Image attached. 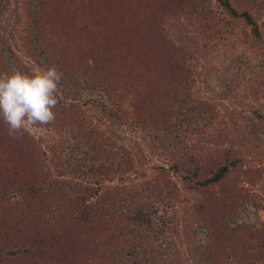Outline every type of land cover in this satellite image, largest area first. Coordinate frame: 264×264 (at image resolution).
I'll return each instance as SVG.
<instances>
[{
    "label": "trees",
    "instance_id": "1",
    "mask_svg": "<svg viewBox=\"0 0 264 264\" xmlns=\"http://www.w3.org/2000/svg\"><path fill=\"white\" fill-rule=\"evenodd\" d=\"M8 1L0 0V15L6 10ZM33 1L27 6L29 16L22 46L29 58H38L39 66L57 64L65 69H62L63 80L58 90L66 101L48 107L24 91V84L23 91H19L21 87H16L11 73L12 61L1 55L0 93L9 97L13 108L30 126L54 127L58 135L69 129L74 143L69 146L56 139L44 151L15 122L9 105L0 102V164L10 162L9 154L13 150H18L21 156L15 164L21 172L0 169V256L3 252V257L9 256L5 264H44L48 257L53 261L51 264H93L94 258L98 260L95 264H183L182 241L186 247L193 244L195 226L207 230L205 247L211 262L226 264L231 259L249 264L258 262L264 256V230L262 233L259 229L240 226L229 229L228 233L224 229L229 208L237 211L250 200L249 191L241 186L244 180L252 187L259 181L264 185L261 181L264 169L245 168L252 155L257 162H262L260 139L253 131L247 130V134L239 131L246 125L235 129V136L224 130L215 132L213 122L219 118L220 111L210 100H194L193 85L189 82L192 72L186 68V62L193 56L184 47H175L165 36L164 24L173 18L166 6L163 7L165 11L154 13L151 4L142 0H90L96 2L95 16L109 18L111 29L119 27L121 31L132 25L140 31L138 36H144L142 43L135 46L133 41L135 48L130 49L129 54L121 53L111 40L96 39L90 30L80 28L75 33L76 39H71L76 40L73 47H64L58 54L52 49L54 55H48V41L56 47L61 46L60 37L54 33L56 19L62 18L69 31L67 13L79 5L73 8L66 5L68 10L64 9L59 17L48 14L39 3L32 4ZM196 3V7H202L203 0H196ZM222 3L235 13L228 1L222 0ZM174 13L178 18L181 10L176 9ZM241 17L252 27V40L259 39V30L252 18L245 12ZM69 35L72 37L73 33ZM262 49L264 72V47ZM129 58L136 62L137 73L131 69ZM99 66L105 70L108 83L89 77L95 72L101 74ZM145 70L149 75L145 86L155 95L148 107L141 106L145 92L138 98L129 96L140 83L136 77ZM120 82L122 85L118 87ZM81 88L104 91L105 97L112 100L111 109L96 100L91 101L92 107L99 109L101 118L109 123H125L127 113L122 104L128 99L147 144L165 161L154 168L152 179L127 182L128 186L107 185L115 179L119 182L131 179L135 161L125 146L119 145L73 103L79 99ZM225 110L234 125L240 113ZM256 117L261 119L260 115ZM210 128L214 131L208 136L209 142L205 141L208 145L196 148L192 137L205 135ZM33 152L37 158H32ZM51 167L57 174L52 175ZM171 177L180 179L182 187ZM186 192L200 195V198L190 207H184L186 213L179 220L182 208L176 211L175 207H181L183 202L189 204ZM158 208L171 212L152 227L150 217ZM188 209L192 211L189 213ZM110 225L118 231L110 230ZM105 227L114 236L112 240L115 238L114 249L109 255L100 245L108 234ZM219 229L228 234L222 238V233L217 236ZM118 237L127 243L121 246ZM90 238L99 240L94 248ZM50 245L57 246L61 255H50Z\"/></svg>",
    "mask_w": 264,
    "mask_h": 264
},
{
    "label": "rangeland",
    "instance_id": "2",
    "mask_svg": "<svg viewBox=\"0 0 264 264\" xmlns=\"http://www.w3.org/2000/svg\"><path fill=\"white\" fill-rule=\"evenodd\" d=\"M29 1L30 0H9L6 10L0 15V36L3 38V41L0 42V55L8 61L11 59L13 64L11 65V73L13 79L16 80L14 82L16 87H21L19 91H23L22 84H24V91L28 94H33L39 102L48 107L56 106L60 102L66 101L60 93V90H58V84L62 83L63 80L62 69H65L57 64L39 66V64L36 63L38 58H29L25 53L26 50L22 46V40L26 34V21L29 16L27 10ZM142 1L143 3L151 4L150 8L155 11L154 13L165 11L163 7L166 6L169 10L170 17L174 18V20L172 18L165 22L163 31L166 34L165 36L170 39L169 41L175 47H184L192 54V60L186 62V68L192 72L189 78V82L193 85L191 93L195 101L210 100L216 104L220 111V116L213 122L215 132L224 130L226 134L235 136V129H240L246 125L245 129L239 131H244V133L246 132L245 134H247V130L257 133L261 142L259 144L260 153H263V156L260 157L262 162H257L258 160L252 155L247 159L245 168L250 166L264 169V72L261 64L263 62L262 47H264V0H224L230 3L235 13H231L227 10L222 0H203L202 7H196V0H191V2L187 0H176L177 3L175 1L169 2V0ZM38 3L42 10H45L52 16L59 17H61L63 10L67 9L66 5L72 6V8L75 5H79L72 9L73 12L70 11L67 13V15H69L67 16V24L69 23L67 29H69V31L66 30L67 25L62 21V18L56 19L54 33L60 37L58 40L61 42V46L56 47L53 43L48 41L46 43L47 49L50 50H47L48 52L46 51L48 55H54L52 49L58 54L64 47H73L72 44L76 40L72 41L71 39H76L77 35H75V33L79 32L80 28L90 30V32H92L91 35L96 39L106 38L108 42L111 40L110 42H112V44L118 46L116 48L119 50L121 49V53L129 54V50L135 48L132 47L133 41L136 46L145 39L142 34L138 36L140 31L132 25L123 27L121 31L118 30L119 27L111 29L108 23L109 18L105 19L95 16L97 15V13L95 14V1L67 0L64 2L62 0H34L32 4ZM195 7L197 11H194ZM176 9L181 10V14L179 13L178 18L177 16H173ZM244 12L256 23L260 34L259 39L252 40V27L247 25L245 20L241 17V14ZM150 14L153 13L150 11ZM69 19L73 21H69ZM118 20L119 18L117 21ZM70 32L73 33L72 37L69 35ZM89 54L91 53L89 52ZM163 56L167 57V54ZM53 59L57 61L56 58ZM127 61H129L130 67L134 73H137L136 62L133 63L131 58L127 59ZM96 62L98 63V61ZM98 69L101 72V74H99L100 76L96 75L95 72L89 77L96 82H98L99 79H101V82H107L105 70H103L101 66H99ZM141 77H145V80H142ZM136 78L140 83L137 85V90H131L129 96L138 98L145 92L143 95L145 96V101L141 102V106L146 105L148 107L153 100H155L152 89L145 86L149 79V75L145 70V72L141 73ZM121 83L122 82L118 83L119 85L117 84L118 87L122 85ZM138 90L139 93H137ZM150 91L152 93H150ZM78 97L79 99L73 103H76L80 109L85 111L87 115H90L94 123L99 125L110 137H113L119 145L125 146L132 153L135 161V172L131 176V179H125L122 182L115 179L113 183H108L107 185L124 184L128 186L129 184L127 182L136 183L141 180L148 181L152 179L155 175L154 168L157 165H163L165 161L159 154H155L147 144L146 136L140 128V125L137 124L136 115L130 102L127 101L128 99L122 104L123 110L127 113V117L125 123L123 122L121 125L116 122L109 123L104 120L100 116L99 109H94L92 107L91 101L96 100L99 103H103L108 109L112 108V100L105 97L104 91L98 89L92 91L90 89L81 88L78 92ZM0 102L9 105L12 114H14L15 122L20 124L22 129H25L27 133L34 138V143L44 151H47V147L56 142V139H61V141L66 142L69 146L71 143H74L71 140V130L64 129L59 132L61 135H58L54 131V127L34 128L30 126L27 120L22 118V115L19 114L16 108H13L9 97L2 96L0 93ZM69 102L70 101H68V103ZM225 109H227L229 113L233 111H238V113H240V117L236 119V121L234 120V125L232 124L233 120L230 121L228 116H226L227 112ZM153 111L154 109L151 110V113ZM256 115H260L261 119H258ZM222 122L227 124L228 127L224 126ZM206 131L209 134L205 133V135L192 137L191 142L194 143L196 148L199 149V147L202 148L208 145L205 141L209 142L208 136L211 135L214 129L210 128ZM33 157L37 158L34 152L32 153V158ZM20 158L19 151L13 150V152L9 154L8 159L11 163L9 162L7 165L0 164V169H8L9 172L13 170L21 172L18 170L20 168L15 165ZM49 158L50 157H48V159ZM50 169L52 175L57 174V172H54V167ZM171 180H173L178 187H182L183 183L177 177H171ZM244 181L245 182H243L241 186L249 191L247 193L250 196V200L244 202L242 207L237 211L229 208L230 213L225 220L226 226H224L226 229L224 230H227L229 233V229H237L240 226H246L255 230L259 229L263 233L264 185L259 181L256 186L252 187L246 180ZM261 181L264 183V175ZM217 191L218 189H215V192ZM217 193L220 194L219 192ZM13 197H16V195ZM186 197L189 199V204L183 202L181 207H175L176 211L182 208V212L178 214L180 216L179 220H181L186 213L184 207H190L189 205L195 202L197 198H200V195L196 194L195 196L194 193L186 192ZM165 208H158V210L151 215L152 227L161 223V221L170 214V209ZM188 210L189 213L192 211L191 209ZM178 224L180 225V223ZM109 228L110 230H114L115 233L118 231L116 230L117 227H113V225H110ZM104 230L106 232L108 231L106 227ZM224 230L219 229L216 235L218 236V234L222 233L221 238L225 237L227 232ZM107 233L104 241L102 240L100 245L102 246L101 250H106L109 255L111 249H114L112 245L114 244L113 240L115 238L112 240L114 236L109 232ZM206 236L207 230L205 228L202 229L195 226L193 244L186 247V244L182 241L181 255L184 259L183 264H224L218 260L216 263L211 262L209 250L205 247ZM118 238L117 241L121 242V246L127 243L122 240V237ZM87 239L86 237L84 241L85 244ZM89 240L92 248L96 245L95 242H99V240L95 241L91 238ZM50 246L52 247L50 248L51 251L48 252L51 253L50 255H61L57 246ZM4 254L5 252L0 256V264H5V260L9 257L8 255L3 257ZM2 257L3 259L1 260ZM97 261L98 260L94 258L93 264ZM50 262L53 261L48 257L44 264H49ZM226 264L249 263L231 259L228 260ZM252 264H264V256L260 258L258 262Z\"/></svg>",
    "mask_w": 264,
    "mask_h": 264
}]
</instances>
